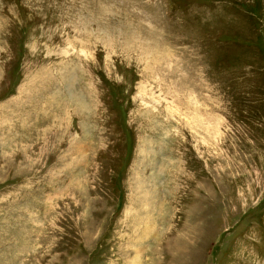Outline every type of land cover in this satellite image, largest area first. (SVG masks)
Returning a JSON list of instances; mask_svg holds the SVG:
<instances>
[{
	"label": "rangeland",
	"instance_id": "1",
	"mask_svg": "<svg viewBox=\"0 0 264 264\" xmlns=\"http://www.w3.org/2000/svg\"><path fill=\"white\" fill-rule=\"evenodd\" d=\"M0 264H264V0H0Z\"/></svg>",
	"mask_w": 264,
	"mask_h": 264
}]
</instances>
